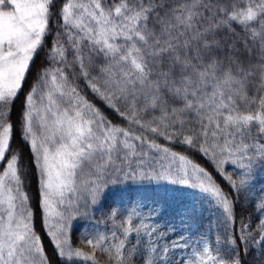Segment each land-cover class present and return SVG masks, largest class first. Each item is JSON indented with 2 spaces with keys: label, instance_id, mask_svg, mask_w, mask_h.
I'll return each instance as SVG.
<instances>
[{
  "label": "snow or ice",
  "instance_id": "snow-or-ice-1",
  "mask_svg": "<svg viewBox=\"0 0 264 264\" xmlns=\"http://www.w3.org/2000/svg\"><path fill=\"white\" fill-rule=\"evenodd\" d=\"M0 264H264V0H0Z\"/></svg>",
  "mask_w": 264,
  "mask_h": 264
}]
</instances>
